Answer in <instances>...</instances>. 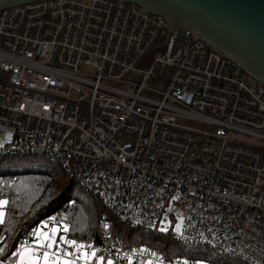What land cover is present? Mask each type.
<instances>
[{
    "label": "built area",
    "instance_id": "2783aa9c",
    "mask_svg": "<svg viewBox=\"0 0 264 264\" xmlns=\"http://www.w3.org/2000/svg\"><path fill=\"white\" fill-rule=\"evenodd\" d=\"M30 153L58 162L130 227L264 264V84L189 28L168 32L162 16L124 0L1 9L0 155ZM169 207L180 212L179 232ZM105 225L100 212L92 247L101 264L198 262L110 245ZM53 227L49 251L75 252L59 241L74 240L69 224L47 216L0 264H17L12 253L38 248Z\"/></svg>",
    "mask_w": 264,
    "mask_h": 264
},
{
    "label": "trees",
    "instance_id": "16d2710c",
    "mask_svg": "<svg viewBox=\"0 0 264 264\" xmlns=\"http://www.w3.org/2000/svg\"><path fill=\"white\" fill-rule=\"evenodd\" d=\"M0 200L5 201L0 205L3 212L0 239L4 252L13 248L20 237L27 235L32 226L47 216L66 221L70 239L97 247L100 244L97 217L103 211L107 216L110 245H145L166 259L197 257L191 249L180 247L169 232L133 228L111 212H106L83 190L74 176L69 175L58 162L41 154L0 155ZM212 260L216 264L220 260L224 264H245L227 255L216 254ZM112 264L124 263L114 260Z\"/></svg>",
    "mask_w": 264,
    "mask_h": 264
},
{
    "label": "water",
    "instance_id": "95a60500",
    "mask_svg": "<svg viewBox=\"0 0 264 264\" xmlns=\"http://www.w3.org/2000/svg\"><path fill=\"white\" fill-rule=\"evenodd\" d=\"M36 0H0V10ZM189 28L264 84V0H124Z\"/></svg>",
    "mask_w": 264,
    "mask_h": 264
},
{
    "label": "snow or ice",
    "instance_id": "6c2138e0",
    "mask_svg": "<svg viewBox=\"0 0 264 264\" xmlns=\"http://www.w3.org/2000/svg\"><path fill=\"white\" fill-rule=\"evenodd\" d=\"M4 203L5 201L0 200V205H3ZM0 216H2V213H0ZM105 228H107V225H105ZM65 231H67V228H65ZM55 232L56 229L53 227L50 234H40L43 236V240L37 239L35 241L38 248H18L16 252L12 253L13 256L19 257L17 264H78V261H83V264H89L90 261H93V258H95L94 264H101L104 257L98 256L92 245H84L78 243L76 240H65L64 236H60L59 241L67 243L72 248L76 249V251L70 252L63 250L59 244H56L55 252H60L61 255L65 257L64 259H60V257L55 255V252L49 251L53 248L54 243H56ZM140 251L143 252L146 250L141 249ZM2 252L3 249H0V253ZM151 255L155 256L156 253L153 252ZM131 259V256H129V264H131ZM108 264H112V261L109 260ZM149 264H151V262H149ZM184 264H187V261H185ZM197 264H199V262H197Z\"/></svg>",
    "mask_w": 264,
    "mask_h": 264
},
{
    "label": "rangeland",
    "instance_id": "374dc122",
    "mask_svg": "<svg viewBox=\"0 0 264 264\" xmlns=\"http://www.w3.org/2000/svg\"><path fill=\"white\" fill-rule=\"evenodd\" d=\"M250 81L254 82V79L250 78ZM188 123H190L192 125L196 124L195 122H188ZM168 210H169V213L167 214V216L169 217V223L172 225V230L174 232H179L181 229V224H182L180 212L177 211L176 209H172L171 207H169ZM105 211L107 212L108 210L105 209ZM0 213H3L2 209H0ZM102 213H104L106 215L105 212L102 211ZM170 214H173V217H171ZM1 218H2V216H0V220H1ZM106 218H107V216H106ZM178 244L180 247H183L185 249H188V248L191 249L192 253H194V254L197 253V257H195V259H197L199 264H216L212 260L213 257L216 256V253L214 252V250L208 249V248L204 249L202 245H188V244H183L180 242H178ZM176 245H177V242H176ZM142 246H145V245H142ZM179 258L188 259L186 257H179ZM142 264H149V261H143ZM151 264H158V263L151 262ZM219 264H224V262H222L220 260Z\"/></svg>",
    "mask_w": 264,
    "mask_h": 264
},
{
    "label": "crops",
    "instance_id": "0c3cea01",
    "mask_svg": "<svg viewBox=\"0 0 264 264\" xmlns=\"http://www.w3.org/2000/svg\"><path fill=\"white\" fill-rule=\"evenodd\" d=\"M2 217H3V213H2ZM2 221V218L0 220V222ZM145 261V260H142V261H132L131 264H142V262ZM124 264H129V262H124Z\"/></svg>",
    "mask_w": 264,
    "mask_h": 264
}]
</instances>
